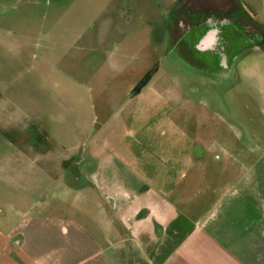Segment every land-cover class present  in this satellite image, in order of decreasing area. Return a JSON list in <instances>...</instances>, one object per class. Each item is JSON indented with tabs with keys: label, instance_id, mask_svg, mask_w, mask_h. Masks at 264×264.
<instances>
[{
	"label": "rangeland",
	"instance_id": "obj_1",
	"mask_svg": "<svg viewBox=\"0 0 264 264\" xmlns=\"http://www.w3.org/2000/svg\"><path fill=\"white\" fill-rule=\"evenodd\" d=\"M211 1L222 9L229 3ZM243 1L264 22V0ZM181 2L0 0V36L9 45L6 54L0 50V92L6 95L0 100V158L11 156L0 166L16 175L9 184L0 177L3 233L21 219L6 198L27 214L81 220L84 191L33 192L43 162L32 161L38 149L21 140L35 125L46 140L44 153L81 142L89 155L114 140L147 160H166L167 171H183V186L206 220L211 171L234 169L225 154L246 160L248 170L264 158V50L241 56L233 72L216 56L194 53L204 28L187 33L177 27L184 19ZM200 140L205 156L193 145ZM42 200L47 205L39 209Z\"/></svg>",
	"mask_w": 264,
	"mask_h": 264
},
{
	"label": "crops",
	"instance_id": "obj_2",
	"mask_svg": "<svg viewBox=\"0 0 264 264\" xmlns=\"http://www.w3.org/2000/svg\"><path fill=\"white\" fill-rule=\"evenodd\" d=\"M8 47L0 36V50L6 54ZM5 97L0 92V100ZM40 129L35 125L32 138L21 140L38 149L32 161L43 162L33 192L84 191L77 206L81 220L27 214L6 198L21 219L11 231L0 230V264H264V158L248 170L246 160L225 154L234 169L211 171L206 220L183 186V171H167L166 160H147L114 140L97 144L89 155L88 143L81 142L65 144L63 153H44ZM193 145L202 156L208 153L201 140ZM10 157L4 155L1 163ZM6 165L0 177L9 184L16 175ZM45 205L42 200L35 206Z\"/></svg>",
	"mask_w": 264,
	"mask_h": 264
},
{
	"label": "flooded vegetation",
	"instance_id": "obj_3",
	"mask_svg": "<svg viewBox=\"0 0 264 264\" xmlns=\"http://www.w3.org/2000/svg\"><path fill=\"white\" fill-rule=\"evenodd\" d=\"M228 2L222 9L211 0H182L179 9L184 19L177 27L182 25L191 33L202 26L204 32L192 47L194 53L216 56L220 67L233 72L241 56L264 50V22L245 1ZM186 51L191 53L188 47Z\"/></svg>",
	"mask_w": 264,
	"mask_h": 264
}]
</instances>
